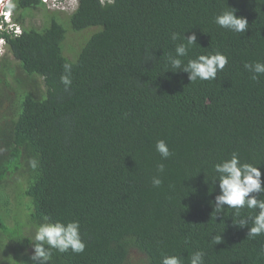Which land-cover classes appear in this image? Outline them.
Wrapping results in <instances>:
<instances>
[{
  "label": "trees",
  "instance_id": "trees-1",
  "mask_svg": "<svg viewBox=\"0 0 264 264\" xmlns=\"http://www.w3.org/2000/svg\"><path fill=\"white\" fill-rule=\"evenodd\" d=\"M227 7L247 18L245 33L214 23ZM41 8V0H0L1 56L44 88L16 82L13 100L1 92L11 87L4 79L12 69L0 62V234L13 236L45 217L78 220L84 252L52 250L48 264H161L163 255L190 264L197 250L204 264H264V234L249 237L251 221L234 225V209L217 213L219 183H212L214 165L234 152L264 180V75L252 80L244 68L264 62V0H78L71 30L95 31L74 60L63 54L66 29L56 13L40 29L25 26L26 11ZM6 13L19 34L9 30ZM172 32L197 35L185 64L215 50L228 64L208 81L171 72L167 56L186 43L172 41ZM65 64L72 66L68 88L60 79ZM161 139L172 152L167 159L155 148ZM14 175L23 178L15 186L28 199V214L9 228L2 200ZM21 238V248L29 245ZM4 245L21 258L19 245Z\"/></svg>",
  "mask_w": 264,
  "mask_h": 264
},
{
  "label": "clouds",
  "instance_id": "clouds-1",
  "mask_svg": "<svg viewBox=\"0 0 264 264\" xmlns=\"http://www.w3.org/2000/svg\"><path fill=\"white\" fill-rule=\"evenodd\" d=\"M46 3L47 1L41 0ZM52 1V0H48ZM57 2H65V0H56ZM69 5L74 11L78 5V0H69ZM47 4V3H46ZM72 11V12H73ZM71 12V13H72ZM237 9L227 7L222 9L215 17L214 23L220 28L236 32L245 33L249 29V23L246 17L238 16ZM6 22L12 34H19V30L13 25L10 20V14L6 13ZM180 42L175 46V54H169L166 58V65L170 66L174 71L188 74L190 82L197 80L208 81L215 80L217 73L223 71L228 64V57L215 50L206 54L197 55L195 58H189L187 63L181 59L188 57L190 48L197 45V35L192 34L181 37L178 32L171 33V40ZM6 39L0 36V50L5 51ZM244 68L248 70L252 80H259L261 75H264V62L255 61L252 63H245ZM70 64L64 65L65 74L61 76V83L66 88L72 84ZM156 151L160 154L162 159H167L172 156L165 140L161 139L156 142ZM31 166L36 168V161L32 160ZM159 172H163L165 165L160 163L157 165ZM214 171L217 174L213 178L212 183H219V194L215 196L214 210L219 213L225 206L234 209V215L237 217L234 225L239 227L251 226L248 231V236L255 238L264 234V180H262V173L260 168L252 163L241 162L238 153H232L229 159H224L214 165ZM154 186L159 187L162 180L159 177H154L152 180ZM250 210L258 209L256 215L242 216L241 210L244 208ZM25 238L30 240L33 255L31 260L34 264H48L52 256V250L60 253L71 252L79 254L85 250V243L81 237L80 222L78 220H71L64 222L62 220L51 221L48 217L44 218V222L35 227L34 235L26 233ZM216 244L221 242V236L213 237ZM205 253L203 250L195 251L190 259V264H204ZM161 264H183V259L178 255H163Z\"/></svg>",
  "mask_w": 264,
  "mask_h": 264
},
{
  "label": "rangeland",
  "instance_id": "rangeland-1",
  "mask_svg": "<svg viewBox=\"0 0 264 264\" xmlns=\"http://www.w3.org/2000/svg\"><path fill=\"white\" fill-rule=\"evenodd\" d=\"M65 2H62L61 4H64V8H60L61 11H56V8L53 7L52 3L51 5L46 4V9H38V10H28L26 11V14L24 15V24L26 27L32 26L34 28H42L44 27L50 16L53 14H57L58 21L61 22V24L66 29L65 39L62 42V48H63V54L68 57L69 59L74 60L86 41V39L90 36L92 32L95 31V28H89V29H83L79 32H74L70 28V21H69V14L73 11L71 9V6L69 5V0H65ZM15 13L12 12V18ZM14 20V19H13ZM4 52V51H3ZM5 61L9 67L12 69V75H6L5 81L11 86L9 88H4L1 90L2 93L9 90V95L13 100H15L16 95L13 91L12 87L15 88V83L19 82L21 85L26 86L27 88H36L37 91L42 92L43 91V84L42 81L37 78L36 80L30 79L28 80L25 77V74L22 72V70L19 69L18 63L7 53H5L3 56L0 57V62ZM1 78V73H0ZM1 88V87H0ZM0 92V93H1ZM5 101V99H4ZM9 106V103L5 104V110ZM3 112V111H2ZM23 178L19 177L18 175L11 176V182L8 183V187L5 189L4 194L6 196L3 198L7 201V205L9 206V213L4 216L5 224L11 228L13 225V222L15 220H19L21 222H24L26 219V216L28 214V208L26 207V203L28 202L27 197L24 195H21L19 191L16 188L15 181H21ZM25 184L22 188H24ZM36 227V226H35ZM35 227H26L24 228L23 232L20 229V232L17 233V230L10 231L9 233H12L13 236L5 235L4 237L0 234V264H23L26 261L31 260L28 256L29 254H33V248L31 245V241L25 238L26 233H31V235H34L35 233ZM13 228V227H12ZM22 237L21 241H29V245H27L24 248H21V243H17V237ZM4 242L7 243H13L15 245H19V254L20 257L16 261L14 259V255L12 251L9 248H6L4 245ZM25 264H33L31 261L26 262Z\"/></svg>",
  "mask_w": 264,
  "mask_h": 264
},
{
  "label": "built area",
  "instance_id": "built-area-1",
  "mask_svg": "<svg viewBox=\"0 0 264 264\" xmlns=\"http://www.w3.org/2000/svg\"><path fill=\"white\" fill-rule=\"evenodd\" d=\"M45 1H47L46 3L49 4V5H51V3H52L53 7L56 8V9H60V8H64L65 9L64 4H61L60 2H57L56 0H52L51 2L48 1V0H45Z\"/></svg>",
  "mask_w": 264,
  "mask_h": 264
},
{
  "label": "bare ground",
  "instance_id": "bare-ground-1",
  "mask_svg": "<svg viewBox=\"0 0 264 264\" xmlns=\"http://www.w3.org/2000/svg\"><path fill=\"white\" fill-rule=\"evenodd\" d=\"M13 25L20 31V29L18 28V26H16L14 23ZM3 51L0 50V56L2 55Z\"/></svg>",
  "mask_w": 264,
  "mask_h": 264
}]
</instances>
